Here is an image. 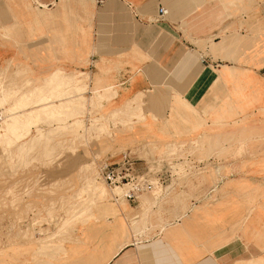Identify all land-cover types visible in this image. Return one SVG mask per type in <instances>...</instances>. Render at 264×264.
Returning a JSON list of instances; mask_svg holds the SVG:
<instances>
[{
    "label": "rangeland",
    "instance_id": "rangeland-1",
    "mask_svg": "<svg viewBox=\"0 0 264 264\" xmlns=\"http://www.w3.org/2000/svg\"><path fill=\"white\" fill-rule=\"evenodd\" d=\"M6 1L15 22L5 31L8 36L1 35L3 25L0 27V39L18 46L19 17L25 15L22 11L28 16L36 15L37 11L27 0ZM235 48V63L246 64L247 69L235 67L234 71H241V76L248 71L255 72L254 79L264 88V78L258 74L264 68V33L256 41H246ZM10 62L0 69V90L6 101L1 107L11 109L22 98L27 102L15 109V116L23 126L17 138L1 124L0 111V264H103L110 250L109 243L103 239L109 231L97 228L113 227L115 221L109 218L104 222L92 213L94 206L96 209V205L110 203L103 189L98 190L103 186L98 170L101 164L126 150L143 160L147 169H152L153 165L147 164L153 160L162 171L171 167L174 176L186 169L185 179L174 177L166 185L172 195L160 198L163 202L148 216L151 227L159 224L157 232H151V228L147 231L146 240L156 235V242L162 241L159 227L175 221H159V214L167 205L179 211V202L189 205L176 217L178 223L190 212L189 206L194 204L198 208L186 220L187 232L179 230L181 236H187L189 227L195 224L196 213L218 205L217 193L227 187L233 189L237 197H245L242 202L249 207L244 216L237 217L233 226L237 231H244L256 212L264 214V90L256 97L251 96L242 87L245 81L239 77L234 81L237 88L230 93L227 91L217 106H204L203 118L216 115L219 108V113L222 112L219 119L213 123H209L210 119L208 122L200 119L192 125L189 135L180 134L157 143L153 137L138 134L140 127L149 122L140 108L132 114L122 109L107 113V104L116 95L117 88L107 91L102 88L101 92L91 89L93 95L87 97L89 76L80 71L69 74L58 70L41 80L34 77L21 81L22 75L30 74L21 71L19 66L12 67ZM56 73L68 75L67 89L57 88V82L52 81ZM67 91L72 94L66 95ZM45 104L60 106L55 114L47 115L40 110ZM231 111H235L234 116H228ZM183 114L176 113L178 123H186ZM173 115L171 112L169 126L177 122ZM241 139L245 142L242 145L239 144ZM224 147H228L227 152L210 156L211 151ZM228 159H235L239 167L211 163ZM202 164L205 166L200 167ZM219 175L225 178L221 185L219 182L223 179ZM200 181L209 183L210 189L197 198L196 182ZM210 191L213 193L209 194ZM138 201L136 207L125 203L134 210L141 205V200ZM125 218L118 222L128 233L131 221L128 216ZM110 244L114 249V242Z\"/></svg>",
    "mask_w": 264,
    "mask_h": 264
},
{
    "label": "crops",
    "instance_id": "crops-1",
    "mask_svg": "<svg viewBox=\"0 0 264 264\" xmlns=\"http://www.w3.org/2000/svg\"><path fill=\"white\" fill-rule=\"evenodd\" d=\"M27 1L31 7L42 9L33 0ZM38 1L53 7L51 15L36 12L28 16L22 11L25 15L19 17V45L0 39V69L12 61V67L19 66L30 74L22 75L21 81L34 77L41 80L58 70L88 74L87 97L93 95L91 89H118L107 104V113L122 109L132 114L141 109L149 122L140 127L139 136L153 137L159 143L168 137L189 135L192 125L200 119L213 123L222 112L216 108L218 115L203 118L204 106H217L227 91L237 88L234 81L239 77L251 96L264 90L262 83L254 79L255 72L241 76V71H234L235 67L247 69L246 64L235 63V47L254 42L264 33V0ZM8 7L6 0H0V27L8 26L7 29L15 22ZM160 8L166 11L163 18L158 16ZM262 71L264 68L258 74L264 78ZM171 112L177 121L173 126L167 123ZM178 112L184 113L186 123H178ZM231 112L228 116H234L235 111ZM211 163L239 167L235 159ZM184 170L178 179H185ZM170 179L165 177L166 185ZM224 181L225 178L219 185ZM155 188L153 192L159 195L160 202L150 213L159 208L163 202L160 198L172 195L167 186ZM209 189L206 181L196 182L195 196L203 197ZM244 198L237 197L230 187L217 193L219 204L197 212L195 224L185 237L179 232H187L186 220L198 208L189 206L190 212L178 223L176 217L189 204L179 202V211L167 205L159 221L175 222L159 227L160 231L165 226L164 233L168 232L159 234L161 243L156 242V235L139 244L131 238L108 264H264V214L256 212L244 231L233 227L237 217L244 216L249 208L242 202ZM137 201L126 202L136 207ZM158 224L151 227L149 222V230L157 232Z\"/></svg>",
    "mask_w": 264,
    "mask_h": 264
},
{
    "label": "bare ground",
    "instance_id": "bare-ground-1",
    "mask_svg": "<svg viewBox=\"0 0 264 264\" xmlns=\"http://www.w3.org/2000/svg\"><path fill=\"white\" fill-rule=\"evenodd\" d=\"M33 2L39 4L40 6H42V9L41 8L39 9L38 7H34V10H36L38 12V15H44V16H50L51 15V11H52L51 9L53 7H51V9H50L48 7V5L43 4V3L39 2L38 0H33ZM53 3H54V1L51 2V4H53ZM84 7H85V5H84ZM7 27L8 26L2 27V33H1V35L8 36L5 33ZM67 76L66 75H61L60 73H56V74H54L52 76V81L57 82L56 83L57 84L56 85L57 88H59L61 90L63 88L64 89H67V84H68L67 83ZM103 89L109 90L110 89V86H106ZM70 93H71L70 91H67V94L66 95H68ZM5 102L6 101H5L4 95H3L2 91L0 90L1 124H5L6 127H7L8 133L12 137H16L17 138V137H19L21 135L23 126H22L21 121L19 119H17V117L15 116V114H16L15 109H16L17 105L26 104L27 101L22 98V99H20L18 101L17 105L14 106L11 109H6L4 107H1L3 104H5ZM59 106L45 104V106L41 107L40 110L46 111L47 115H53V114H55L57 112V110H58L57 108ZM244 143L245 142L242 139L239 141V144L240 145H242ZM220 149H222V148H220ZM219 150H217V151H211L210 152L211 153L210 156H212L214 154L216 155V154H219V153H222V152H225V151L227 152L228 147L227 148L224 147L222 150H220V151ZM218 156L220 157V155H218ZM114 159H115V157L114 158L111 157L110 159L107 160L106 163H111V162H113ZM114 161H116V160H114ZM147 165L149 167H150V165H153V166L150 167L152 169H147V172L150 175L151 174L152 175H155L157 172H159L161 174H164L166 177L167 176L168 177H171V179H170V183H171L172 178H173V174L171 173V167H169V169H168L169 172H168V171H162V168L159 167L158 165L155 166L154 165V162L151 163V164L148 163ZM153 168H155L156 170H154ZM218 177L219 178L221 177L223 179V177L220 176V175ZM98 179L103 184V186L101 188H98V190H102L103 189V191L106 193V196L109 197V200L108 201L110 203L96 205V209H94V207H95L94 206L92 208L93 209V212L92 213H93V215L97 216L98 219H100V220H102L104 222L107 221V220H109V218H112L115 221V223L112 225L113 227L110 226V227L107 228V227H101L100 226V227L97 228L98 231H107V232L109 231L107 233L106 237H104V239H103V241L105 240L104 241L105 243H109V244H107V247L110 248L109 255L107 257V260L103 263V264H108L113 259V257L124 247V245H126L129 242V240L131 238L133 239L132 242H135V244L136 243L137 244L142 243L143 241H145L148 238V236H147V231H149L148 215H149L151 209L154 206H156L160 202V200H159L158 197L157 198L154 197L153 194L156 193V192L144 193L142 195V199H141V197L138 198V199L141 200V202H140L141 205L138 208H135L134 210L132 208H130V210H129L127 204L125 203V201H127V200H125L124 197H123V192H124L125 187H114V188L113 187L112 188L111 187H108L106 185V183L104 182V180L100 177L99 173H98ZM159 186L160 187L161 186H166V183L165 184H161V185L160 184H157L156 185V187H159ZM214 188L216 189V186H214ZM209 194H211V191H210ZM96 211H97V214H96ZM120 216H123V218H125V216H128V219L131 221V227H128V233H126V231L120 225V222H118V220L121 219ZM136 216L137 217L139 216V217L137 218ZM165 230H166V227L165 226H162L161 227V230H160V233L163 234ZM111 241L114 242V245H115V246L113 245L114 246V249H112L110 247ZM82 252H83V250H80V253H82Z\"/></svg>",
    "mask_w": 264,
    "mask_h": 264
},
{
    "label": "built area",
    "instance_id": "built-area-1",
    "mask_svg": "<svg viewBox=\"0 0 264 264\" xmlns=\"http://www.w3.org/2000/svg\"><path fill=\"white\" fill-rule=\"evenodd\" d=\"M166 11L160 8L158 16L163 18ZM99 175L108 187H125L123 197L130 203L135 202L144 193H151L157 184H165V175L157 172L150 175L146 164L129 150L119 154L116 161L103 163Z\"/></svg>",
    "mask_w": 264,
    "mask_h": 264
}]
</instances>
